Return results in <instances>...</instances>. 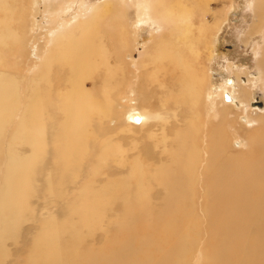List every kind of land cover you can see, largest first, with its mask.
I'll use <instances>...</instances> for the list:
<instances>
[{
    "label": "bare ground",
    "instance_id": "obj_1",
    "mask_svg": "<svg viewBox=\"0 0 264 264\" xmlns=\"http://www.w3.org/2000/svg\"><path fill=\"white\" fill-rule=\"evenodd\" d=\"M73 1L45 0V14L60 21L56 26L48 24L46 34L50 38L39 61L37 84L27 88L22 115L12 128L6 148L4 171L0 175V240L8 234H18L21 221L29 218L25 201L40 192L45 201H69L70 204L57 215L49 213V217L43 218L38 232L29 240V264H124L119 262L120 252L115 249L113 254L105 249L98 254L81 250L84 235L96 229L104 205L122 194V184L112 183L102 189L87 185L72 189L70 183L82 178L80 168L89 166L90 157L98 155L105 163L116 160V149L95 135L94 126H101L106 109L94 87L97 85L105 97L107 82L122 86L127 81L141 83L143 77L146 91L150 90L148 86H154L157 89L151 92L168 96L167 103L159 101L166 105L165 111L167 107H174V116L178 117L189 109L194 115L175 128L170 142L168 139L148 141L151 149H160L164 143L168 162L144 173L140 160H136L134 199L127 206L134 202L138 204L136 214H145L144 202L149 195V184L144 178L147 174L151 183L163 186L160 216L171 213L177 199L189 210L196 195V167L205 149L207 156L201 175L205 182L203 203H207L204 212L215 221L209 229L212 233L209 243L215 248L210 252L211 263L264 264V113L257 115V119L248 116L247 122H253L249 128L243 130L240 126L245 147L237 149L236 143L222 131L220 118L231 109L233 101L223 100L218 106L205 88L199 65L189 63L198 59L200 34L205 32V28L200 31L201 20L194 24L192 16L198 11L203 16L206 0H136L132 31L136 32L140 23L157 25L150 43L143 46L138 58L132 56L135 35L131 39L126 20L114 18L112 0H102L85 15L79 12L81 5L77 4L69 20L61 19L60 14L72 8ZM6 2L0 0V42L4 36L2 29L8 25L4 18ZM252 9L254 20L249 33L264 27V0H252ZM9 33L10 39L15 40L14 30ZM123 52L130 55L128 61L124 60ZM257 62L259 85L263 88L264 46ZM98 71L100 74L96 76ZM63 74L68 75L65 81ZM6 76V72L0 71V138L18 101V88ZM99 81L101 86L97 84ZM87 84L93 89H87ZM55 86L60 88L53 90ZM223 91L226 99L231 88L224 86ZM237 95L243 107L250 97L247 86L241 85ZM204 109L211 111L210 118H216V123L212 121L211 126L206 123V127L201 123ZM138 111L134 105L127 108L123 119L129 127L136 116L142 124L149 117L157 120V114L152 115L147 108H138ZM15 143L21 149H28L27 154L19 155L17 148L13 150ZM126 186L132 188V182ZM121 213L133 216L128 207ZM35 216L30 218L37 219ZM119 225L124 228L123 221Z\"/></svg>",
    "mask_w": 264,
    "mask_h": 264
},
{
    "label": "rangeland",
    "instance_id": "obj_2",
    "mask_svg": "<svg viewBox=\"0 0 264 264\" xmlns=\"http://www.w3.org/2000/svg\"><path fill=\"white\" fill-rule=\"evenodd\" d=\"M6 1L4 18L8 25L2 29L4 36L0 42V71L6 72L8 81L13 82L14 88H18L16 90L18 101L14 103V112L12 116L10 114L12 118L9 117L6 121L0 138V175L4 171L6 148L12 128L23 112L21 106L28 93L27 88L31 84H37L35 81L36 72L39 73V61H41L43 47L48 44L47 40L50 38L46 34V29L49 27V23L56 26V23L60 21L55 16L51 17L45 14V0ZM101 1L74 0L72 8L61 13L60 18L69 20L74 15L77 4L81 5L79 8L81 14H88L92 6ZM135 1L112 0V3L115 7L114 18L126 20L125 23L127 22L131 39L135 35L132 46V50L135 49V52L133 50L132 56L138 58L143 46L150 43L152 32L157 29V25L152 26L147 22L140 23L137 31H132L135 23ZM204 7L203 16L199 11L192 16L194 24L201 20L202 28L200 31H204L205 28V32L203 34L200 32L202 41L198 44V59L189 63H191L190 65H199L200 76L204 80L205 88L210 92V96L216 99L218 106L222 105L223 100V102L226 100L228 102L233 101V105L230 106L231 109L220 118V126L222 131L226 132L236 143L235 147L239 149L245 147L242 129L239 130L240 126L243 130L249 128L253 122H247L248 116L257 119V115L264 113V87L259 85L260 69L257 62L264 46V27H261L260 31L249 33L254 20L252 0H206ZM40 26L43 27L40 28ZM10 30H14L15 40L10 39ZM116 53L120 54L119 52ZM129 57L128 53L123 52L125 61H128ZM130 68L134 69L132 63ZM99 71L96 72V76L101 73ZM63 77L65 81L68 75L63 74ZM142 81L143 77L141 83L127 81L128 83L122 86L107 82L104 88L105 97L102 96L101 89L97 85L94 87L96 95L104 100V108L106 109V116L101 121V126H94L95 135H100L102 140L105 139L116 149V160L105 163V160L98 155L90 157L89 166L80 168L82 178L70 183V187L75 189L77 186L87 185L95 189H102L108 184L121 183L123 192L119 197L104 205L101 220L96 229L84 235V243L82 242L84 248L81 246V250L98 254L105 249L108 253L113 254V249H115L120 252L117 256L119 262L124 264H212L210 252L214 245L209 243L212 238L209 229L215 221L204 212L207 203H203L205 182L201 179L207 156L205 149L202 150L200 161L196 167V195L189 210L188 206L183 207L184 203L181 199H177L174 210L169 214L160 216L163 186L151 183L147 174L144 178L149 184V191L147 192L149 195L144 202L145 214H136L138 204L134 202L127 206L129 200L134 199V189L137 183L135 178L136 160H140L144 173L150 168H159L168 162L166 152L163 151L164 143H161L160 149H151L148 141L158 139L163 142L164 139H168L166 141L170 142L173 133H175V128L179 124L188 122V118L192 119V115H194L189 109L184 110L183 115L178 117L174 116L173 112H176L174 107H170V109L167 107L165 111L163 107L166 105H161L159 101L167 103L166 97L168 96L158 91L156 94L151 92L150 90L157 89L154 86H148L150 90L146 91ZM97 84L101 86L100 81ZM241 85L247 86L248 93L250 92V97L243 107H240L237 95ZM224 86L231 88V93H226V99L223 96ZM86 87L93 89L92 85L87 84ZM58 88L60 87L55 86L52 89L58 90ZM130 105H134L137 111L138 108H147L152 115L157 114V120L155 121L156 118L150 120L149 117L148 122L142 124L139 123L140 117L136 116L133 125L129 127L123 117ZM209 114H211L210 110L201 114V123L205 127L207 124L211 126L212 121L216 123L217 120L210 118ZM238 118H240L239 121ZM162 120L169 124L163 123ZM163 125L165 126L161 127ZM202 141L205 143V139ZM15 145L13 150L17 148L19 155L27 154L28 149H21L22 147L20 148L17 143ZM245 150L251 152L248 148ZM140 179H143L142 175ZM129 181L132 182V188L126 186ZM37 195L30 198L28 202L25 201L29 218L21 221L18 234L14 236L8 234L1 238V264H29L28 260L31 255L29 240L38 232L39 226L43 223V218L49 217V213L51 216L57 215L70 204L69 201H61L60 203L45 201L40 192ZM197 195L198 197L195 199ZM127 207L133 216L122 215L121 210ZM34 214H36L35 218L37 219L30 218ZM133 217L135 220H132ZM120 221L124 222V228L119 225ZM100 222L101 225L99 226ZM172 247L174 248L171 251L170 248ZM98 263L100 264V262Z\"/></svg>",
    "mask_w": 264,
    "mask_h": 264
},
{
    "label": "water",
    "instance_id": "obj_3",
    "mask_svg": "<svg viewBox=\"0 0 264 264\" xmlns=\"http://www.w3.org/2000/svg\"><path fill=\"white\" fill-rule=\"evenodd\" d=\"M259 103V101H257Z\"/></svg>",
    "mask_w": 264,
    "mask_h": 264
}]
</instances>
